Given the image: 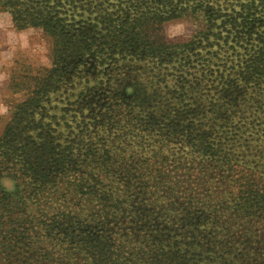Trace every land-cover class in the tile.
<instances>
[{
	"label": "trees",
	"instance_id": "obj_1",
	"mask_svg": "<svg viewBox=\"0 0 264 264\" xmlns=\"http://www.w3.org/2000/svg\"><path fill=\"white\" fill-rule=\"evenodd\" d=\"M218 3L0 0V12L8 13L17 28L38 27L52 39V67L27 78V99L14 107L0 136V179L10 177L16 189L14 199L0 196V211L5 213V217L0 215V224L5 225V247L18 250L15 257H0V264H264L260 235L264 179L242 165L254 156L263 157L264 150L251 146L235 127L229 129V135L228 128L217 134L233 119H245L242 91L254 88L253 80L261 68L259 75L264 76V0ZM81 16L86 25H77L82 23ZM185 17L198 20L204 32L209 31L193 36L187 44L191 48L187 50L205 56L193 74L195 84L189 88L204 85L210 94L204 100L207 104L191 117L169 110L162 116L147 113L137 117L126 112L125 105L115 104L106 92L88 111L92 130L87 132L78 124L77 135L69 133L73 137L70 144L59 143L56 128H65L60 123L65 113L58 118L48 116L43 104L62 87L74 88L61 82L72 68L71 61L78 66L83 52L100 35L104 42L118 45L115 54L127 64L119 65L113 75L124 77L134 72L132 59L141 63L154 58L151 53L155 50L146 48V37L136 27ZM158 59H163L160 65L164 69L176 66L172 69L180 84L190 82L189 68L180 59L168 54H158ZM187 89L180 85L175 99L184 100L191 92ZM80 97L81 92L77 94L79 103ZM130 101L141 102L142 98L135 93ZM35 114H40L36 121ZM158 141L172 147L170 159L162 158L159 147H153ZM123 145H128L129 154L122 150ZM233 149L238 150L237 155ZM148 152L150 157L144 158ZM207 169L216 172L212 178L221 186L228 184L226 196L178 197L187 188H162L155 180L161 173L176 177L189 172L197 177ZM59 184H63V192L74 194L76 203L60 204L49 213V220L36 227L31 224L30 235L12 242L19 227L12 221L10 206L23 211L27 203L36 204L39 196ZM22 186L26 198L20 193ZM2 190L0 186V193ZM234 190L235 198L229 199ZM81 201L90 203L92 211L79 212L76 204ZM46 232H53L54 239L45 241Z\"/></svg>",
	"mask_w": 264,
	"mask_h": 264
},
{
	"label": "rangeland",
	"instance_id": "obj_2",
	"mask_svg": "<svg viewBox=\"0 0 264 264\" xmlns=\"http://www.w3.org/2000/svg\"><path fill=\"white\" fill-rule=\"evenodd\" d=\"M207 1L209 3L213 2L214 5L219 4V0ZM84 19L82 16L79 17L82 23L77 25H86ZM135 29L138 34L146 37V42H144L148 44L146 48L150 51L155 50L151 53L154 58L146 59L141 63L132 59L130 69L134 71L133 73L124 77L113 75L119 65L127 64V62L118 60V55L115 54V51L118 50V45H112L108 41L104 42L100 35H97L93 44L90 45L89 51L83 52V59H81L80 64L76 66V62L71 61L72 68L69 74L61 81L67 87L72 85L74 88L66 90V88L62 87L53 95H49V99L43 104L45 107L44 114L48 116L53 115L58 118V116H63L62 114L65 113L64 119L60 121L61 124L65 125V128H56L58 133H60L59 143L62 145H68L70 144L68 141L73 140L72 135H69L70 132L74 136L77 135L78 131L75 127L78 124L80 129L84 127L87 132L92 130L88 111L96 107L98 97L105 95L106 92L109 93L112 100L116 101L115 104L125 105V111H130L133 116L137 117L147 113L162 116L166 110H169L172 114L180 111L187 117H191L195 115L201 106L207 104L204 100L210 94L204 85L196 87L195 90L189 88L195 84L193 78L196 75L193 74H196L197 65L200 59L205 56L202 53L201 55H195L192 50H189L191 48L187 44L193 36L200 33L209 34V31L204 32L205 27L198 20L189 17L169 20L161 24L156 23L146 27H136ZM51 49V37L40 28L31 26L17 28L8 13L0 12V136L14 113V107L27 99L28 92L25 90L27 78L36 74L37 70L52 67ZM158 54L161 57H165L168 54L180 59V63L184 64L185 68H189L187 72L191 75L190 82L180 84V80L174 74L176 69H172V67L175 68L176 66L171 64L168 69H164V65H160L163 59H158ZM224 61L229 62L228 60ZM257 62L259 63V60ZM261 63L264 66V60ZM192 66L196 68L190 69ZM262 69L255 75V80H253L254 88L249 87L242 91L243 104L241 108L245 119L243 121L233 119L226 127L218 129L217 132L218 135H221L228 128L226 132L229 135V129L235 127L239 129V134L244 139H247L251 146H259L260 150H264V76L259 75L263 73ZM204 83L207 84V87L209 86V83ZM180 85H184V88H188L187 90L191 91L185 95L184 100L175 99L174 92ZM137 89H140L141 93L139 90L137 92ZM80 92L83 97H80L79 103L77 94ZM135 93L141 96V102L130 101L131 96ZM82 100L83 102L81 103ZM39 117L40 114H35V121ZM46 121L48 122L49 120L46 119ZM228 135L227 143L229 145ZM149 141L146 140V143ZM71 145L74 144L71 143ZM157 146L160 149L159 152L162 158H171L174 153L172 147H164L160 141L156 142L153 147ZM121 148L129 154L128 145H123ZM232 152L237 155L238 150L233 149ZM150 155V152L144 153L143 157L149 158ZM247 159H250V156L244 158V160ZM244 160L238 161V163L240 164ZM242 165L243 167L254 169L256 177L264 179V156H254L249 162L245 161ZM207 170V172L197 177L189 172L176 177H172L168 173H161L155 177V180L162 188H169L170 186L187 188V190H181L178 193V197L194 195L195 198L202 199L205 194H209L210 197L217 199L220 196H226L229 191L228 184L221 186L217 179L212 178L216 175V172L213 173L212 170ZM208 177L212 179L208 180ZM202 179L206 182H203ZM24 182L25 180L22 177L21 183L23 184ZM192 183L193 185L191 186ZM258 183L259 181L256 180V185ZM0 186L1 189H4L0 196L4 195L5 198L14 199L15 182L10 177L1 178ZM62 189L63 184L55 186L54 190L49 189L48 193H43L38 197L36 204L27 203L23 207V211L17 208L16 205L10 206L12 221H14V225L19 227H16L14 231V235L17 237L11 236L12 242L17 239L19 242L30 235V230L33 229L31 224L36 227L38 222L50 219L52 216L49 213L53 212L60 204L76 203L74 194L70 191L63 192ZM20 193L26 198L24 186H22ZM234 194L235 190L232 191L229 199H234ZM190 199L194 200V198ZM92 207L90 203L87 204L84 201L76 204V209L82 213L87 210L92 211ZM0 215L5 217V213L2 211H0ZM233 225L240 228V223L234 222ZM4 226L0 224V257H15L18 250L12 247L10 249L5 247L6 240L2 231ZM26 227H29V230L24 231ZM44 235L45 241L54 239L53 232H46ZM260 235L264 243V228H262ZM35 237L37 238L38 236Z\"/></svg>",
	"mask_w": 264,
	"mask_h": 264
}]
</instances>
